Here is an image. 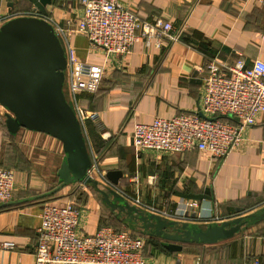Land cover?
Segmentation results:
<instances>
[{
  "label": "crops",
  "instance_id": "crops-1",
  "mask_svg": "<svg viewBox=\"0 0 264 264\" xmlns=\"http://www.w3.org/2000/svg\"><path fill=\"white\" fill-rule=\"evenodd\" d=\"M117 1L142 19L171 21L174 32L181 29L180 37L160 46L140 38L125 56L105 62L86 36L71 31L69 54L74 60L106 65L98 89L76 96L84 111L95 114L82 125L92 166L103 173L120 170L117 187L144 205L165 211L166 215L152 214L135 206L145 216L173 222L165 226L167 232L182 223L192 227L226 223L224 233L212 243L186 242L172 251L164 246L169 240L151 234L142 222L113 207L92 184L73 182L36 198L59 183L56 172L65 158L62 145L39 131L20 128L9 133L6 110L0 105V167L12 172V200L18 201L0 208V264H34L42 204L67 201L83 207L84 233L111 226L142 236L146 264H249L254 259L264 263V112L221 161L197 149L184 153L147 149L136 154L131 140L135 122L195 110L208 60L216 57L232 63L238 53L246 64L254 58L264 60V1ZM30 10L69 27L80 18L82 6L79 0H0L1 15ZM108 199L122 203L111 194ZM187 199L199 204L189 211L190 219L182 218L179 209ZM4 244L13 247L4 249Z\"/></svg>",
  "mask_w": 264,
  "mask_h": 264
},
{
  "label": "built area",
  "instance_id": "built-area-1",
  "mask_svg": "<svg viewBox=\"0 0 264 264\" xmlns=\"http://www.w3.org/2000/svg\"><path fill=\"white\" fill-rule=\"evenodd\" d=\"M79 2L81 16L69 27L61 26L35 10L13 16L0 14V26L10 18L22 15L43 18L52 26L66 56L64 94L82 127L83 121L95 114L84 111L76 96L82 92L94 93L98 89L106 65L74 60L69 54L71 31L86 36L90 46L101 51L108 62L125 56L140 38L146 42L154 40L158 46L171 45L180 37L181 29L174 32L171 21L161 17L142 19L117 0ZM203 70L201 94L195 110L170 118L155 116L150 123H134L131 140L136 154L147 149L164 153L197 149L221 161L242 143L247 128L264 112V60L254 58L246 64L242 54L238 53L232 63L214 57L206 62ZM92 170L97 176H92L90 168L88 174L98 180L101 187L112 188L138 208L166 215L165 211L144 205L138 198L122 192L99 168L92 166ZM14 189L12 172L0 167V203L12 200ZM181 204V217L189 219V211L199 205L194 199ZM82 210L83 207L73 201L64 205L55 202L42 204L34 264H146L142 236L111 226H101L91 234L84 233L80 230ZM2 247L9 249L13 246L4 244ZM249 264L264 263L254 259Z\"/></svg>",
  "mask_w": 264,
  "mask_h": 264
},
{
  "label": "water",
  "instance_id": "water-1",
  "mask_svg": "<svg viewBox=\"0 0 264 264\" xmlns=\"http://www.w3.org/2000/svg\"><path fill=\"white\" fill-rule=\"evenodd\" d=\"M65 68L64 48L45 19L22 15L0 26V105L6 110V129L11 134L20 128L46 133L60 141L65 154L56 172L58 185L35 197L50 196L73 182L92 184L113 207L130 219L142 222L151 234L169 240L164 244L169 250L181 249V243H212L221 237L226 223L206 227L182 223L181 228L167 232L165 226L173 222H166L153 213L145 216L115 190L101 187L88 174L91 156L81 124L64 94ZM120 174V170H110L105 176L115 185ZM109 194L122 203L111 202ZM17 202L0 203V208Z\"/></svg>",
  "mask_w": 264,
  "mask_h": 264
},
{
  "label": "trees",
  "instance_id": "trees-1",
  "mask_svg": "<svg viewBox=\"0 0 264 264\" xmlns=\"http://www.w3.org/2000/svg\"><path fill=\"white\" fill-rule=\"evenodd\" d=\"M222 118L227 119V118H225V117H222Z\"/></svg>",
  "mask_w": 264,
  "mask_h": 264
},
{
  "label": "rangeland",
  "instance_id": "rangeland-1",
  "mask_svg": "<svg viewBox=\"0 0 264 264\" xmlns=\"http://www.w3.org/2000/svg\"><path fill=\"white\" fill-rule=\"evenodd\" d=\"M160 215H162V214H160Z\"/></svg>",
  "mask_w": 264,
  "mask_h": 264
}]
</instances>
